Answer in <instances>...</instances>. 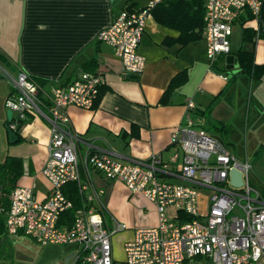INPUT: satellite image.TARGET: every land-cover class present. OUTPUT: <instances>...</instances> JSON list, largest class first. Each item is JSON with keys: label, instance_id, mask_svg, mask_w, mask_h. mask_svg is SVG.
<instances>
[{"label": "crops", "instance_id": "1", "mask_svg": "<svg viewBox=\"0 0 264 264\" xmlns=\"http://www.w3.org/2000/svg\"><path fill=\"white\" fill-rule=\"evenodd\" d=\"M146 1L0 0V56L35 79L41 86V97L47 96L52 87L71 82L82 71L103 76L102 92L93 108H67L71 126L83 140L78 147L82 174L83 160L95 146L122 162L146 160L151 154H158L162 162L170 164V171L160 172L159 178L188 185L179 174L183 152L172 142L171 133L189 116L195 123L201 119L202 127L220 138L233 154L248 158L251 173L259 175L254 177L260 187L264 184V76L252 80L238 68L228 70L227 55L218 56L210 65L203 34L201 39L186 45L177 42L179 25L173 19L183 13L178 0L161 1L147 18L138 47L146 63L139 76L123 77L122 64L113 47L97 40L98 32L110 25L120 10L140 8ZM261 24L250 11L242 10L232 22L231 52L239 48L253 50L255 63L264 64V36L258 37L256 31ZM246 30L256 32L250 42L243 40ZM243 43L248 47H242ZM181 71L187 72V80L172 91L166 102H161L171 78ZM8 94L9 89L0 94L5 125L4 100ZM189 98L195 103L191 110L186 107ZM17 134L21 141L8 144L5 154L21 159L23 172L16 185L33 186L35 198L43 201L50 188L42 174L48 124L28 113ZM173 155L176 159L171 162ZM92 178L104 190L101 200L105 219L113 216L128 225L119 233L122 245L133 237L135 229L156 225L155 206L143 195L130 192L122 181L106 178L97 170H92ZM67 187L70 183L64 188ZM207 194L204 189L200 191L201 202ZM9 237L14 242L13 255L0 260V264H26L27 258L23 252L18 254L16 243L28 235ZM27 245L21 240L20 249ZM74 250L73 245L62 246L51 256L50 264H71Z\"/></svg>", "mask_w": 264, "mask_h": 264}, {"label": "built area", "instance_id": "2", "mask_svg": "<svg viewBox=\"0 0 264 264\" xmlns=\"http://www.w3.org/2000/svg\"><path fill=\"white\" fill-rule=\"evenodd\" d=\"M161 1L147 0L140 8L120 10L96 35L98 41L113 47L123 77L139 76L144 70L145 57L138 47L147 18ZM262 5L264 0H205L202 34L210 65L218 56L230 54L232 22L239 13L247 9L258 20ZM256 31L258 34L260 29ZM0 78L10 87L4 107L13 116L6 125L16 131L32 113L49 127L42 168L50 183L47 197L38 201L33 186L13 187L5 217L9 236L22 231L41 245H73L71 264H116L112 239L128 225L113 216L105 219L104 190L92 178V170H97L106 178L122 181L156 209V225L135 229L133 237L123 243L124 264H264V184H251L249 159L233 154L202 127L201 119L195 123L188 116L171 133L172 142L183 152L179 174L188 185L159 178L160 172L170 171V164L162 162L158 154L122 162L91 144L82 174L78 147L83 140L72 128L67 108H93L103 76L82 71L71 82L52 87L45 97L34 78L20 67L11 70L1 60ZM186 107L195 108L191 98ZM175 159L173 155L171 162ZM231 170L240 173L241 185L231 183ZM69 183L77 185L81 205L66 226L61 224L62 214L73 207L63 190ZM201 187L211 189L205 197L207 209L205 201L201 202Z\"/></svg>", "mask_w": 264, "mask_h": 264}, {"label": "trees", "instance_id": "3", "mask_svg": "<svg viewBox=\"0 0 264 264\" xmlns=\"http://www.w3.org/2000/svg\"><path fill=\"white\" fill-rule=\"evenodd\" d=\"M169 1L173 2L174 0ZM177 3L181 5L183 13L180 18L173 19V22L179 25L178 28L180 31L176 41L181 45H186L187 43L195 42L201 39L203 29L204 0H178ZM260 21L262 24L259 28L260 31L258 33V37L264 36V5H262L261 8ZM247 32H249L248 36L246 34ZM255 36L256 32L251 33V31L246 30L243 40L250 42L252 37ZM167 42H169V40H165V43ZM231 53L233 52L230 51V54ZM233 54L238 62L237 68L240 69L242 73L248 75L252 80H258L264 76V64L255 63L253 50L239 48ZM186 80V71H181L174 75L171 78L168 87L163 92L160 101L166 102L172 91L185 83ZM101 92L100 88L96 102L99 100ZM19 141H21L20 137L18 142ZM8 143L12 144L9 141ZM22 172V163L20 158L5 155L0 161V260L11 259L13 255L14 242L6 232L5 217L6 211L9 208V194L16 185L17 179L21 176ZM64 192L73 201V207L62 214L61 224L69 226L73 220L75 210L80 207V195L75 183H70V187H67L66 189L64 188ZM22 234V231L18 233V235Z\"/></svg>", "mask_w": 264, "mask_h": 264}, {"label": "rangeland", "instance_id": "4", "mask_svg": "<svg viewBox=\"0 0 264 264\" xmlns=\"http://www.w3.org/2000/svg\"><path fill=\"white\" fill-rule=\"evenodd\" d=\"M238 39H239V34L234 39V41L238 40ZM236 43H237V41H235L233 43V47H234V44H236ZM239 43L241 44L242 42L240 41ZM236 47H239V46H236ZM242 47L247 48L248 45L243 43ZM8 89L10 91V87H9V85H7V82L5 80H3L2 78H0V94H4ZM4 118H5V111L0 106V161L5 156L6 150H7V145L9 144L8 140H7L6 130H5L6 125H5V123H3ZM257 173L260 174L259 171H257ZM256 175H258V174L253 172V173H251V177H250L251 184L254 186L257 185L256 179L254 177ZM203 189L206 190L208 193L211 192V189H207L205 187H201L199 189V191H201ZM207 205H208V202L206 200L205 206H204L205 209H207V207H208ZM21 240L28 242V245L25 246L26 249H24V250L20 249ZM16 244L19 247L18 251H17L18 254L23 252L25 257L27 258V260H24V262L26 264H28V263L29 264H50L51 263V261H50L51 256L54 255L55 253H57L59 250H61V247H62L61 245H58V244L41 245L38 242H36L30 236L23 237V238L19 239ZM113 256L115 257V259H117L116 264H124L123 260H122L123 259V251H122L121 234L115 235V237L113 239ZM6 264H8V263H6ZM53 264H55V263H53Z\"/></svg>", "mask_w": 264, "mask_h": 264}, {"label": "water", "instance_id": "5", "mask_svg": "<svg viewBox=\"0 0 264 264\" xmlns=\"http://www.w3.org/2000/svg\"><path fill=\"white\" fill-rule=\"evenodd\" d=\"M0 60L3 63H5L8 67H10L11 70H14V66H11V64L9 62H7L5 58H3V57L0 56ZM225 61H226V68L228 70H231L233 68H237L238 67L237 59L235 58V56L233 54H228L225 57ZM12 116H13V111L11 109H7L6 110V119H7V122H10L11 121ZM5 130H6V135H7L8 141L10 143L14 144V143L18 142L19 136L16 133V131L10 129L7 125L5 127ZM230 176L233 178V180H231V183L233 185H235V186L241 185L242 180H241L240 173H238L235 170H231L230 171Z\"/></svg>", "mask_w": 264, "mask_h": 264}]
</instances>
